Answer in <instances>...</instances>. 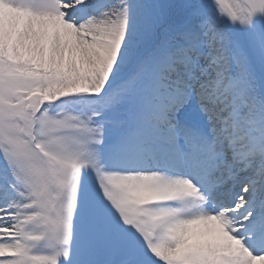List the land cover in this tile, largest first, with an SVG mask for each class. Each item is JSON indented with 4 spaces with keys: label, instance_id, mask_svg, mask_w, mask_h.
<instances>
[{
    "label": "snow or ice",
    "instance_id": "6c2138e0",
    "mask_svg": "<svg viewBox=\"0 0 264 264\" xmlns=\"http://www.w3.org/2000/svg\"><path fill=\"white\" fill-rule=\"evenodd\" d=\"M0 264H264V0H0Z\"/></svg>",
    "mask_w": 264,
    "mask_h": 264
}]
</instances>
